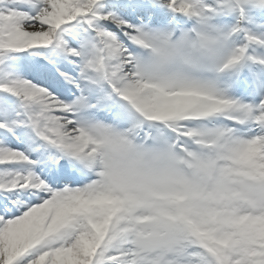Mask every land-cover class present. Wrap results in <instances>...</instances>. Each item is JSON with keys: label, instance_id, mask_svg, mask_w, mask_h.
<instances>
[{"label": "snow or ice", "instance_id": "6c2138e0", "mask_svg": "<svg viewBox=\"0 0 264 264\" xmlns=\"http://www.w3.org/2000/svg\"><path fill=\"white\" fill-rule=\"evenodd\" d=\"M0 264H264V0H0Z\"/></svg>", "mask_w": 264, "mask_h": 264}]
</instances>
